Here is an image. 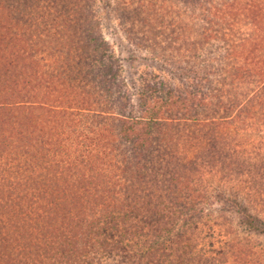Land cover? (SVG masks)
Listing matches in <instances>:
<instances>
[{
    "label": "trees",
    "instance_id": "1",
    "mask_svg": "<svg viewBox=\"0 0 264 264\" xmlns=\"http://www.w3.org/2000/svg\"><path fill=\"white\" fill-rule=\"evenodd\" d=\"M94 1L0 0V264H264V0H116L141 92Z\"/></svg>",
    "mask_w": 264,
    "mask_h": 264
},
{
    "label": "rangeland",
    "instance_id": "2",
    "mask_svg": "<svg viewBox=\"0 0 264 264\" xmlns=\"http://www.w3.org/2000/svg\"><path fill=\"white\" fill-rule=\"evenodd\" d=\"M116 2V0H95L93 5L101 20L105 37L112 43L125 67L124 74L128 77L130 85L135 88L136 92L137 90L141 92V90L147 89V83H150L149 86H153L164 82L168 86L167 89H169V86L174 82L175 84H173L178 90H184L182 85L185 82L183 83L179 78H175V73L168 70L162 71L160 65L141 60L142 58L135 60L137 55L140 54L120 29L118 17L114 13ZM231 216L238 222L239 216L237 214L232 213Z\"/></svg>",
    "mask_w": 264,
    "mask_h": 264
}]
</instances>
